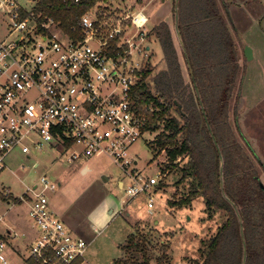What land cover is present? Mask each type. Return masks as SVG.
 I'll return each mask as SVG.
<instances>
[{"label": "built area", "instance_id": "built-area-1", "mask_svg": "<svg viewBox=\"0 0 264 264\" xmlns=\"http://www.w3.org/2000/svg\"><path fill=\"white\" fill-rule=\"evenodd\" d=\"M25 1L0 0L8 21V34L0 39V174L17 151L31 158L32 152L47 148L69 164L108 157L133 182L128 188L122 185L128 197L124 202L146 193L153 213L155 198L149 192L167 174L142 177L130 151L151 131L150 115L156 111L152 106L141 111L135 100L149 57L150 19L144 10L119 17L115 10L92 9L70 35L35 11L41 0ZM111 1L97 0V6L110 8ZM135 54L144 58L142 63L134 60ZM59 187L47 175L26 187L18 200L28 205L37 237L18 250V233L1 235L0 264H87L90 243L74 234L51 206L49 195ZM4 197L13 194L7 190Z\"/></svg>", "mask_w": 264, "mask_h": 264}, {"label": "trees", "instance_id": "trees-1", "mask_svg": "<svg viewBox=\"0 0 264 264\" xmlns=\"http://www.w3.org/2000/svg\"><path fill=\"white\" fill-rule=\"evenodd\" d=\"M92 9L108 11L98 7L97 0L69 5L41 0L35 11L44 18L54 19L65 33L74 35L72 30L80 27L82 16ZM172 11L175 18V0ZM222 11L221 0L179 2L181 36L202 105L224 159V188L218 148L208 130L184 53L165 20L148 34V41L154 40L162 50L163 66L156 70L152 64L146 65L140 74L135 100L141 111L151 106L156 109L150 115L151 131H159L160 125L163 126L153 141L156 156L165 152L168 157L165 168L180 170L183 174L180 183L188 180V196L170 205L181 209L202 198L207 211L226 215L215 235L203 244L201 264H243L244 244L238 214L246 241V264H264V182L256 164L260 160L240 127L242 94L241 86L238 91L237 86L245 69ZM223 190L234 206L224 197ZM121 250L140 254L141 258H135L133 264H153L145 239L139 240L136 235H130ZM168 251L166 244L156 264L168 262Z\"/></svg>", "mask_w": 264, "mask_h": 264}, {"label": "rangeland", "instance_id": "rangeland-1", "mask_svg": "<svg viewBox=\"0 0 264 264\" xmlns=\"http://www.w3.org/2000/svg\"><path fill=\"white\" fill-rule=\"evenodd\" d=\"M20 1L22 4L26 2ZM261 1L264 2V0ZM233 2L231 15L236 32L238 35L245 33L247 41L253 40L250 43L241 41L242 48L252 45L250 47L259 51L261 56L264 50V38L260 37L264 36V5H261L260 0H233ZM162 4L165 3L161 0H113L110 2V8H107V5L103 7L108 11L115 10V14L119 17L143 9L150 19L148 24L150 32L159 23L160 18L162 19L169 12L165 21L171 25L173 34L176 35L173 11H169L170 7H164L166 4ZM6 22H8L7 16L0 12V39L8 34ZM176 42L178 43L177 36ZM261 43L263 47L260 46ZM148 44L150 50L147 53L149 56L147 64H152L157 68L156 70H159L163 66L162 50L154 40L149 41ZM256 59L258 62H254L252 67L255 66L254 73L258 76V81L262 82L264 56ZM134 60L142 63L144 58L135 54ZM240 62L244 69L248 67V64L251 68L248 61L243 59ZM260 116L263 115L260 114ZM160 128H163L162 124ZM161 129L146 133L130 150L131 154L138 159L137 168L142 177L156 176L160 171L167 174L160 186L149 192L155 198L153 213L148 207L149 195L146 193H141L130 201L124 202L128 200V197L121 190L120 183L123 182L128 188L133 182L108 157L91 161L90 164L88 163L90 170L84 173L79 163L69 164L64 161V158L47 148L44 152H32L31 158L17 151L7 160L9 169L0 174V236L10 230L22 236V241H26L28 237L32 241L36 239V232L29 218L28 205L13 199L5 201L4 193L10 190L14 199H19L26 192L27 186L39 183L40 178L47 175L52 181L61 184L55 193L49 195L56 211L63 214L66 211L63 210L61 203L66 199L74 201L71 209L63 214V219L86 240L92 241L85 257L87 264H116L117 261H120V264L125 261L133 264L135 258H141L140 254L121 250V247L128 242L130 235H136L139 240L145 239L153 264H156V260L162 254V247L166 244L169 246V259L166 264H201L203 244L215 235L225 221L226 215L219 211H207L202 198L197 199L191 206L181 209L170 205V202L188 196L189 183L188 180L180 183L183 175L180 170L173 171L165 168L168 160L165 152L156 156L153 141L157 139ZM257 130L254 132L255 137H251L253 141L250 142L260 160L256 161V164L264 182V166H261V163L264 165V136L262 135L264 130L259 127ZM103 210L106 214L104 220L97 221L101 224L95 225L100 233L97 231L95 234L91 231L90 225L86 227L77 220L78 217L82 218L86 224L88 222L84 218L91 214V218L96 221Z\"/></svg>", "mask_w": 264, "mask_h": 264}, {"label": "crops", "instance_id": "crops-1", "mask_svg": "<svg viewBox=\"0 0 264 264\" xmlns=\"http://www.w3.org/2000/svg\"><path fill=\"white\" fill-rule=\"evenodd\" d=\"M161 2H162V0H161ZM247 2H249V1H247ZM162 3H165L166 4V5L165 4H162V5H165L164 7H166V6L170 7V10L169 11L172 12V10L174 8V0H166V2H162ZM171 3H173V5ZM260 3H261V5H264V2H262L261 0H260ZM224 5L227 6V9L228 10L227 9H224L225 8ZM221 6H222V9H223L222 13L226 17V19L228 20V24H229V28L231 30V33H232V35H233L236 43L238 44V47H239V55H240L241 60L244 59V60L248 61L251 64V68H250L249 64H248V67L245 68V75H244V77L243 76H240V79L238 81V86H237L238 89H237V91L239 90V87L241 86V94H242V96H241V101H240V105H239V108H240V110H239V112H240V119H239L240 127H241V130H242L243 135L245 136L247 142H249L250 146L252 147L250 141H253V140H251L252 139L251 137L252 136L255 137L254 132H256L255 130H257V127L262 128V130H264V107H263V105H264V80L262 82H260L261 80L258 81V76L254 73V71H255L256 68H255V66H254V68L252 66H253V63L254 62H258V59H256V58H260V57L264 56V50H262V55L260 56L259 55V51H257L253 47L252 49H253V52H254V59L252 61L247 60V58L245 56V53H244L245 47L242 48V45H241L242 42L241 41H246L247 43H250L253 40L247 41V39L245 38V36H246L245 33H241L240 35H238V33L236 32L235 22L233 20L232 15H231L232 6H234L233 0H221ZM141 10H143V9H141ZM168 13L166 15H164L162 17V19L160 18V20L161 21H164L165 19H167L168 18ZM160 20L158 22H161ZM174 23H175V18H174ZM238 36H239V38H238ZM260 37L261 38H264V36H260ZM255 39L258 40L257 38H255ZM258 42H260V41H258ZM262 44L263 43L260 44L261 47H263ZM249 46L252 47V45H249ZM262 67H264V65ZM234 104H235V101L232 103V105H234ZM260 114H262L263 116H260ZM257 135L261 136L260 133H257ZM262 135L264 136V134H262ZM253 150L255 151L254 147H253ZM89 164L88 163H81V164L79 163L78 165L81 166V168H80L81 171L84 172V173H86V172H88L90 170V165ZM122 185H123V182L120 183V188H122ZM12 199L15 200L14 198H9L8 200H12ZM73 202L74 201H72V200L69 201L68 199H66L65 201H63L61 203V206H62L63 210L66 211L63 214L67 213L68 210L71 209V207L73 206ZM51 206L53 207V209L55 210V212L61 217V219L66 224V226L74 234H76L77 236H80V237L84 238L81 234H79L77 231H75V229L73 227H71L63 219V214H61L60 212H57L56 211V209H55V207H54V205L52 203V199H51ZM101 213L99 214V217L96 218V221H94L91 218V216H92L91 214L86 215V217L84 218V220H86L88 222L86 224H85V222L83 221L82 218H79L78 217L77 220H79L80 222H82V224H84V226H86V227L90 225L91 231H94V233L96 234V232L98 231V229L95 227V225H100L101 224V222H97V221L104 220V217L106 216V214L104 213V210ZM68 215H70L72 217L71 214H68ZM74 220H76V219H74ZM8 231H10V230H8ZM35 232H36V235L35 236L37 237V230L36 229H35ZM98 233H100V231H98ZM21 239H22V236H21ZM34 241L35 240L32 241L28 237L26 241L20 240L18 242H15L14 246L18 250H22L26 245H28L29 243H33ZM88 242L91 244L92 241L91 242L88 241Z\"/></svg>", "mask_w": 264, "mask_h": 264}, {"label": "water", "instance_id": "water-1", "mask_svg": "<svg viewBox=\"0 0 264 264\" xmlns=\"http://www.w3.org/2000/svg\"><path fill=\"white\" fill-rule=\"evenodd\" d=\"M165 1L166 0H162V2H165ZM179 2H180V0H175V23H174V27L175 28L174 29H175V33H176V36H177L179 45H180V47L182 49V52L184 53V56H185V59H186V62H187V66H188V69H189V72H190V75H191L192 80L194 82V87L196 89L197 96H198V98L200 100V103H201V106H202V110H203V114L205 115V120H206V123H207L208 130L210 131L211 136H212V139H213L216 147L218 148V151H219V154H220L222 188H224V179H223V174H224V172H223V170H224V159H223V155H222V153L220 151L219 145L217 143V140H216V138H215V136L213 134L212 128H211V126L209 124L208 118L206 116L205 108L202 105L200 91H199L198 86H197V84L195 82L193 69H192L190 60L188 58L187 51L185 49L184 41H183L182 36H181V32H180V29H179ZM149 50H150V48H148V51ZM244 53H245V56H246L247 60L252 61L254 59V52H253V49L250 46H246L245 47ZM223 194H224V197L230 202V204H232L234 206V203L226 196L224 190H223ZM238 217H239V220H240V223H241V233H242V239H243V244H244L243 264H246V262H247V248H246V241H245V237H244V229H243L242 219H241V217H240L239 214H238Z\"/></svg>", "mask_w": 264, "mask_h": 264}]
</instances>
